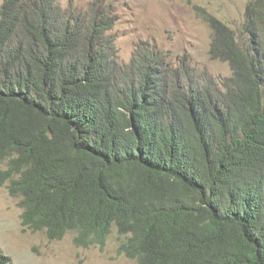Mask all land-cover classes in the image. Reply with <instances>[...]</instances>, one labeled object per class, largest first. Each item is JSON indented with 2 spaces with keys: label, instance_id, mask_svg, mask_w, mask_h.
Listing matches in <instances>:
<instances>
[{
  "label": "trees",
  "instance_id": "obj_1",
  "mask_svg": "<svg viewBox=\"0 0 264 264\" xmlns=\"http://www.w3.org/2000/svg\"><path fill=\"white\" fill-rule=\"evenodd\" d=\"M99 3L0 11V187L25 231L104 249L117 228L138 264H264V0L241 36L205 11L218 82L149 41L123 63Z\"/></svg>",
  "mask_w": 264,
  "mask_h": 264
},
{
  "label": "rangeland",
  "instance_id": "obj_2",
  "mask_svg": "<svg viewBox=\"0 0 264 264\" xmlns=\"http://www.w3.org/2000/svg\"><path fill=\"white\" fill-rule=\"evenodd\" d=\"M251 0H103L104 10L117 18L111 32L117 38L120 57L129 63L137 45L149 41L170 56L176 65L186 57L194 66L210 71L217 82L232 76L228 63L211 59L214 32L205 11L242 35L247 4ZM62 9L87 14L99 0H52ZM4 0H0V11ZM7 162L0 164V170ZM8 185L0 187V248L13 264H138L119 253L125 240L117 228L104 249L77 248L74 233L62 241H50L46 231H25L21 199L12 196Z\"/></svg>",
  "mask_w": 264,
  "mask_h": 264
},
{
  "label": "clouds",
  "instance_id": "obj_3",
  "mask_svg": "<svg viewBox=\"0 0 264 264\" xmlns=\"http://www.w3.org/2000/svg\"><path fill=\"white\" fill-rule=\"evenodd\" d=\"M111 34H112V33H111ZM114 36H115V35H114ZM116 42H117V38H116ZM140 43H141V42H140ZM117 46H118V45H117ZM137 46H138V45H137ZM119 49H120V48H119ZM120 52H121V51H120ZM131 60H132V59H131ZM131 60H130V62H131ZM130 62H129V63H130ZM129 63H127V64H129Z\"/></svg>",
  "mask_w": 264,
  "mask_h": 264
},
{
  "label": "bare ground",
  "instance_id": "obj_4",
  "mask_svg": "<svg viewBox=\"0 0 264 264\" xmlns=\"http://www.w3.org/2000/svg\"><path fill=\"white\" fill-rule=\"evenodd\" d=\"M178 67V66H177Z\"/></svg>",
  "mask_w": 264,
  "mask_h": 264
}]
</instances>
